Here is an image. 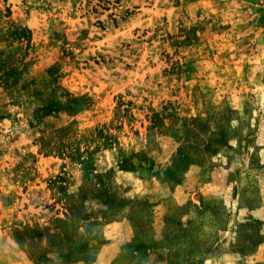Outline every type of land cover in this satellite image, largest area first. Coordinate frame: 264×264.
<instances>
[{
	"label": "rangeland",
	"instance_id": "374dc122",
	"mask_svg": "<svg viewBox=\"0 0 264 264\" xmlns=\"http://www.w3.org/2000/svg\"><path fill=\"white\" fill-rule=\"evenodd\" d=\"M0 264H264V0H0Z\"/></svg>",
	"mask_w": 264,
	"mask_h": 264
}]
</instances>
